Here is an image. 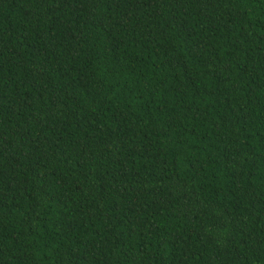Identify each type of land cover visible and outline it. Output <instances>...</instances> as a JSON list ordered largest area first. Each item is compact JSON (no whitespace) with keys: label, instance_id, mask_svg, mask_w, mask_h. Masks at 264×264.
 I'll list each match as a JSON object with an SVG mask.
<instances>
[{"label":"trees","instance_id":"16d2710c","mask_svg":"<svg viewBox=\"0 0 264 264\" xmlns=\"http://www.w3.org/2000/svg\"><path fill=\"white\" fill-rule=\"evenodd\" d=\"M0 264H264V0H0Z\"/></svg>","mask_w":264,"mask_h":264}]
</instances>
